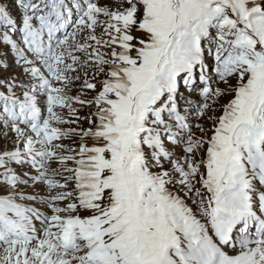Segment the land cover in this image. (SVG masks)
<instances>
[{
    "label": "snow or ice",
    "instance_id": "6c2138e0",
    "mask_svg": "<svg viewBox=\"0 0 264 264\" xmlns=\"http://www.w3.org/2000/svg\"><path fill=\"white\" fill-rule=\"evenodd\" d=\"M9 53L0 264H264V0H0Z\"/></svg>",
    "mask_w": 264,
    "mask_h": 264
},
{
    "label": "rangeland",
    "instance_id": "374dc122",
    "mask_svg": "<svg viewBox=\"0 0 264 264\" xmlns=\"http://www.w3.org/2000/svg\"><path fill=\"white\" fill-rule=\"evenodd\" d=\"M0 59L4 60L5 62L11 63L13 57H12V54L9 53V54L6 55V56H0ZM15 71L20 72L21 70H20L19 68H15ZM181 90L184 91L183 87L181 88ZM73 92L75 93V89L73 90ZM89 95H91V93H89ZM192 99H193V100H198V99H200V98H199L195 93H193V94H192ZM90 111H91V110H90L89 108L84 107V108H82V109L80 110V115H81V116H85V115H87ZM217 114H219V113H217ZM205 123L207 124V121H205ZM81 125H82L83 127H88V124H87L86 121H81ZM68 142H69V141H65V143H68ZM73 146H74V145H73ZM181 195H183V193H181ZM189 203H191V202L189 201Z\"/></svg>",
    "mask_w": 264,
    "mask_h": 264
}]
</instances>
